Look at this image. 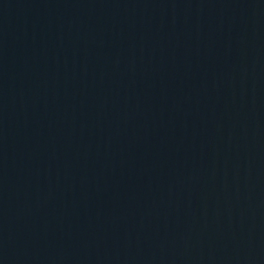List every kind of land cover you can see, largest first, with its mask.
<instances>
[{
    "label": "water",
    "instance_id": "water-1",
    "mask_svg": "<svg viewBox=\"0 0 264 264\" xmlns=\"http://www.w3.org/2000/svg\"><path fill=\"white\" fill-rule=\"evenodd\" d=\"M0 264H264V0H0Z\"/></svg>",
    "mask_w": 264,
    "mask_h": 264
}]
</instances>
